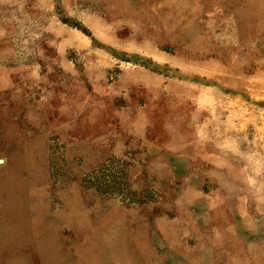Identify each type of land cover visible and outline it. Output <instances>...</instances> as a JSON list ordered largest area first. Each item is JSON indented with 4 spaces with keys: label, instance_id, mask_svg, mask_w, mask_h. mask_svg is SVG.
I'll list each match as a JSON object with an SVG mask.
<instances>
[{
    "label": "rangeland",
    "instance_id": "1",
    "mask_svg": "<svg viewBox=\"0 0 264 264\" xmlns=\"http://www.w3.org/2000/svg\"><path fill=\"white\" fill-rule=\"evenodd\" d=\"M194 83L264 125V0H0V264H264V195L149 156Z\"/></svg>",
    "mask_w": 264,
    "mask_h": 264
},
{
    "label": "crops",
    "instance_id": "2",
    "mask_svg": "<svg viewBox=\"0 0 264 264\" xmlns=\"http://www.w3.org/2000/svg\"><path fill=\"white\" fill-rule=\"evenodd\" d=\"M194 84L197 92L185 100L187 107L160 110L155 117L150 133L156 134L146 145L149 156L193 163L201 179L215 182L206 195L225 202V211L249 210L247 197L264 195V125L255 117L262 111L234 109L245 98L218 84L208 87L213 91Z\"/></svg>",
    "mask_w": 264,
    "mask_h": 264
}]
</instances>
